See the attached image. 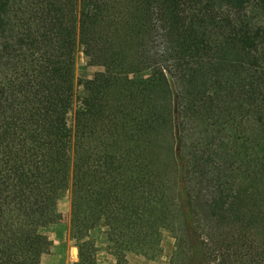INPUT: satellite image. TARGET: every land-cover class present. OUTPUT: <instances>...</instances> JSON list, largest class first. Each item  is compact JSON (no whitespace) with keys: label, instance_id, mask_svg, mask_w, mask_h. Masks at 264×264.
I'll return each instance as SVG.
<instances>
[{"label":"trees","instance_id":"trees-1","mask_svg":"<svg viewBox=\"0 0 264 264\" xmlns=\"http://www.w3.org/2000/svg\"><path fill=\"white\" fill-rule=\"evenodd\" d=\"M68 192L72 264L101 223L115 264L163 227L170 264H264V0H0V264L40 263Z\"/></svg>","mask_w":264,"mask_h":264},{"label":"rangeland","instance_id":"rangeland-1","mask_svg":"<svg viewBox=\"0 0 264 264\" xmlns=\"http://www.w3.org/2000/svg\"><path fill=\"white\" fill-rule=\"evenodd\" d=\"M103 71L104 66L92 63L91 59L82 50L77 53L75 66L77 98L75 105L79 103V96L83 91V81L88 78H93ZM73 120V113H71L69 116L71 124H73ZM215 197V200L219 204L224 207L226 206L228 201L227 197ZM70 222L71 196L68 192L58 202L55 222L43 229L52 240V246L42 256L39 264H72L77 259L78 249L76 240L71 235ZM160 235L162 238L161 250L155 257L130 251L127 253L128 264H170V255L174 249L176 240L174 233L170 229L163 227L160 229ZM90 236L96 241L98 246L97 260L99 264H115L116 257L112 244L108 239L107 226L101 223L90 231Z\"/></svg>","mask_w":264,"mask_h":264}]
</instances>
